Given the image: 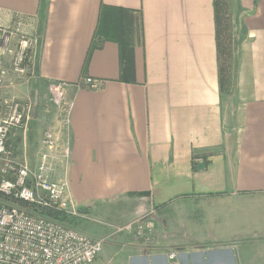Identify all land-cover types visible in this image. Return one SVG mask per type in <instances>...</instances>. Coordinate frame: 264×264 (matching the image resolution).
<instances>
[{"label": "crops", "instance_id": "1", "mask_svg": "<svg viewBox=\"0 0 264 264\" xmlns=\"http://www.w3.org/2000/svg\"><path fill=\"white\" fill-rule=\"evenodd\" d=\"M228 2L247 31L229 92L219 85L214 0H0V29L21 16L38 37L21 86L71 85L56 149L69 153L53 174L84 219H108L83 228L101 237L152 214L151 243L118 235L94 264H249L247 254H264V0ZM103 4L139 16L131 82L119 80L117 43L89 52ZM38 107L10 135L28 165L41 151Z\"/></svg>", "mask_w": 264, "mask_h": 264}, {"label": "built area", "instance_id": "2", "mask_svg": "<svg viewBox=\"0 0 264 264\" xmlns=\"http://www.w3.org/2000/svg\"><path fill=\"white\" fill-rule=\"evenodd\" d=\"M27 26V19L17 16L11 31L0 29V88L9 75L23 78L33 72L38 37L26 32ZM86 82L91 87L97 86L90 78ZM69 86L65 82L47 85L55 105L61 103ZM30 112L31 105L26 102H12L7 114L0 107V264H93L103 244L114 236L127 235L136 242L151 243L155 236L151 213L112 226L104 236L93 237L49 214L35 211L40 208L79 215L66 180L52 177L56 161L67 158L69 153L67 146L60 155L56 151L58 134L54 128L43 131L34 168L15 155L10 135L17 128L26 129Z\"/></svg>", "mask_w": 264, "mask_h": 264}, {"label": "rangeland", "instance_id": "3", "mask_svg": "<svg viewBox=\"0 0 264 264\" xmlns=\"http://www.w3.org/2000/svg\"><path fill=\"white\" fill-rule=\"evenodd\" d=\"M226 3H227L226 4L227 7H226L225 13H224V17L225 16L227 17V22H228L227 28H226V34L229 37L228 42H232V40L238 36L239 29L237 28L236 23L234 22V18L230 15L231 7H230L228 0H226ZM137 17H138V14H137ZM6 29H9L11 31L12 28H6ZM140 32H141V30L139 29V31L136 34V38H137L136 41L139 44H140ZM226 59H227V62H229V60H230V63H231L230 70H229L230 74L228 76L229 85L226 88V91L229 92V91H232V86L234 83V73H235V63H236L234 51H232L231 55L228 56ZM27 77L28 76L23 77V78H19L15 75H9L8 76L5 83L8 81L13 82L14 85H18V87H20V90L18 91L17 89L16 90L14 89L11 93H10V91H8V93H7V92H4V90H5L4 86L0 88V107L2 108V113L7 114L8 106L12 102H16V101H20L22 103L26 102L27 104L31 105V108H32V102H36V105L38 103L39 107H38V110H35V117H34L35 119L34 120L36 121L35 122L36 124L33 127L34 139L40 140L43 131L48 129V128H54L55 132L60 135L61 129H63V126H65L66 122H67L68 107H69V100L70 99L65 98V96H63V100L61 101V103L59 105H55L52 95L49 94V92L47 90V86L46 87H44V85L40 86L39 89L35 88L34 86L30 87V85L28 87V84L25 86H21L22 84L26 83V81H28ZM26 98H29V99H26ZM28 100H30V102ZM57 139H58V135H57ZM12 146H13V144H12ZM18 154H19L18 151L15 150L16 157L20 160H23L22 158L18 157ZM27 161L29 162L31 168H34V166L37 162V160L35 161V159H32V158L31 159L28 158ZM52 177L54 180H60L62 178L60 175H58L56 173H54L52 175ZM18 205H21V206L26 207L28 209H32V208L34 209V207H32V206H24L25 204L22 202H18ZM35 211L42 213V214H49L50 216L64 222L65 224H67L73 228L79 229L81 231H84L90 235L96 234V233L95 232L89 233L88 231H86V229L83 228V226L81 224L82 222L86 221L91 226L101 227L102 225L105 226L103 224V223H105V221H108L107 218L102 217L101 215L97 216L95 214L92 215L95 217L94 219H92L91 215H90V218L84 219V217H82L80 214L76 217V216H73L71 213L46 212L44 210H41L40 208H36ZM115 226H117V225H115ZM106 227H108V226H106ZM113 238L115 239L116 236H114ZM107 246H108V241L105 242L102 246L103 252H105V250L107 249ZM172 255H173V257L175 256V254L171 253V254H169V257L173 258V257H171ZM246 261L249 264H264V254L261 251L249 253L246 255Z\"/></svg>", "mask_w": 264, "mask_h": 264}, {"label": "trees", "instance_id": "4", "mask_svg": "<svg viewBox=\"0 0 264 264\" xmlns=\"http://www.w3.org/2000/svg\"><path fill=\"white\" fill-rule=\"evenodd\" d=\"M226 4V0H214L218 76L220 89L222 91H225L229 85L228 76L230 74L229 70L231 63L230 60L227 62L226 58L231 55L232 51H234L236 72L239 60V46L247 34L246 28L242 24L239 25L237 22V25H239L238 36L233 39L232 42H228L229 37L226 34L228 22L227 17H224L225 9L227 7ZM139 27V16L137 17V14L133 10L105 4L101 6L98 15V23L93 35L89 52L99 48L105 41H113L117 43L120 60L119 80L123 82L133 81L132 73L134 68V40L137 32L140 29Z\"/></svg>", "mask_w": 264, "mask_h": 264}]
</instances>
